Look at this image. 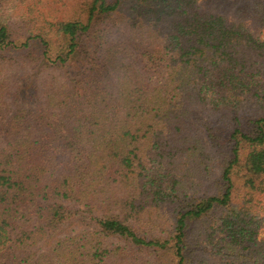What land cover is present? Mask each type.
<instances>
[{"label":"trees","instance_id":"1","mask_svg":"<svg viewBox=\"0 0 264 264\" xmlns=\"http://www.w3.org/2000/svg\"><path fill=\"white\" fill-rule=\"evenodd\" d=\"M3 1L0 264H264V0Z\"/></svg>","mask_w":264,"mask_h":264},{"label":"rangeland","instance_id":"2","mask_svg":"<svg viewBox=\"0 0 264 264\" xmlns=\"http://www.w3.org/2000/svg\"><path fill=\"white\" fill-rule=\"evenodd\" d=\"M44 1V4L43 5H40V6H37L36 8H34L35 12L33 13L34 17H40L41 15H43L45 18H47L48 20L52 21L54 19V17L56 16H59V17H62V16H66V17H72L75 13V9H77V7L75 8L74 6H69V8L66 10V12H62L61 10H57L56 9V13L53 14L52 11L54 10H51V7H48V1L50 0H43ZM212 0H197L198 2V5H200L202 8H206V6L208 7L209 3L211 2ZM207 2V4H206ZM30 3H32L33 5V2L30 1ZM65 3H66V0H65ZM70 3V2H69ZM64 4V2H62L60 4V6ZM4 10L7 11H11L13 14H17V13H26V5H23L21 6V3L17 0H5L2 2V5ZM14 14V15H15ZM56 15V16H55ZM262 39L264 40V30L262 32ZM264 213V210L262 211ZM264 215V214H263ZM260 240H264V231L261 233L260 235Z\"/></svg>","mask_w":264,"mask_h":264}]
</instances>
